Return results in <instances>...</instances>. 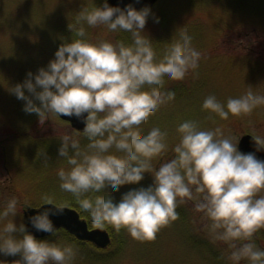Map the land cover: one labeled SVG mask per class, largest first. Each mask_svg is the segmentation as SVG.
Masks as SVG:
<instances>
[{"label":"clouds","instance_id":"obj_1","mask_svg":"<svg viewBox=\"0 0 264 264\" xmlns=\"http://www.w3.org/2000/svg\"><path fill=\"white\" fill-rule=\"evenodd\" d=\"M92 4L81 8L75 23L68 24L77 38L65 40L46 67L36 73L29 71L11 90L26 101L24 110L37 113L40 121L63 114L85 122L82 131L76 129L87 137L85 146L72 135L60 137L59 157L71 165L58 171L60 187L72 193L96 227L124 228L141 241L155 239L162 226L178 219L177 208L185 198L196 200L195 207L211 219L217 239L247 241L239 247L230 244L235 249L232 261L238 264L247 258L251 264H264V249L252 240L264 228V195H256L264 190V160L253 152L240 151L241 137L226 136L222 127L205 129L198 121L187 119L177 127L180 138L172 149L175 157L155 169L152 161L167 151L168 134L158 126L142 133L150 116L175 99L174 90L163 89L165 81L183 80L190 69L199 66L202 53L192 46L187 27H179V37H172L163 57L157 59L153 39L142 34L151 13L149 6L121 8L109 5L108 0L102 6L95 0ZM85 24L127 31L133 39L130 43L93 42L87 39ZM260 105H264V95L249 88L240 96L229 97L226 104L208 95L202 108L210 117L214 113L227 119L230 113L251 114ZM248 133L257 151L264 150V136L254 130ZM145 173L154 178L148 187L131 189L118 202L110 195L122 185L139 184ZM41 199L36 209L42 210L29 220L37 230L56 235L58 228L51 217L63 214L69 202H56L46 194ZM18 205L13 197L0 209V253L20 254L21 259L12 264H72L74 243L37 239L23 221L15 222L21 213ZM0 264L9 262L0 259Z\"/></svg>","mask_w":264,"mask_h":264},{"label":"rangeland","instance_id":"obj_2","mask_svg":"<svg viewBox=\"0 0 264 264\" xmlns=\"http://www.w3.org/2000/svg\"><path fill=\"white\" fill-rule=\"evenodd\" d=\"M95 3L100 6L103 0ZM92 6V0H0V209L16 197L21 211L14 218L17 224H26V204L38 207L45 194L56 202L68 201L70 207L77 205L72 193L60 187L58 171L71 167L66 158L59 157L60 137L72 135L82 147L88 143L87 137L57 116L40 121L37 113L24 110L26 101L11 90L29 71L36 73L46 67L65 40L77 38L68 24L75 23L81 8ZM183 26L193 37L192 46L202 55L198 68L190 69L183 80L165 81L163 89L174 90L175 99L162 105L142 127L143 134L157 126L168 134L167 151L152 161L155 169L175 157L172 149L180 138L177 127L187 119L198 121L205 129L222 127L226 136L240 138L251 130L264 136V105L247 115L230 113L227 119L214 113L210 117L202 108L208 95L225 104L229 97L240 96L249 88L264 95V0H159L151 8L142 33L153 39L157 59L163 57L172 37H179V27ZM85 27L87 39L93 42L130 43L133 39L130 32L110 31L105 25ZM25 92L31 95L27 89ZM111 151L116 152L115 148ZM153 180L151 173H145L139 184L122 185L110 195L118 202L124 193L146 188ZM256 195H264V190ZM196 203L185 198L177 208L185 215L162 226L153 240L141 241L126 231L124 237L114 236L109 246L99 248L78 240L65 228L46 239L74 243L72 264H236L230 259L235 250L230 244L239 247L247 241L217 239L211 219L197 210ZM192 232L196 234L190 238ZM204 240L210 247L203 245ZM252 240L264 249V228ZM0 259L12 264L21 256L0 253ZM238 264L251 261L243 258Z\"/></svg>","mask_w":264,"mask_h":264},{"label":"water","instance_id":"obj_3","mask_svg":"<svg viewBox=\"0 0 264 264\" xmlns=\"http://www.w3.org/2000/svg\"><path fill=\"white\" fill-rule=\"evenodd\" d=\"M157 1L158 0H108V3L111 6L118 5L121 8H125L127 5L131 4L139 10L145 6H149L150 8L153 7ZM102 5L103 3L100 6ZM85 115H87V113H85ZM60 118L68 121L70 125L77 130L82 131L85 127V122L75 116L69 117L62 114ZM238 148L244 153L253 152L258 159L264 160V150L257 151L251 134H244L241 136ZM43 207H50V205H45ZM36 208L37 207H28L24 212L27 231L33 233L36 238L47 237L51 233L37 230L29 220L30 216L34 215L37 211L42 210H38ZM51 219L58 230L65 228L70 233L74 234L78 239L93 242L98 247H106L111 241L110 233L106 228L101 229L98 227H90L87 220L82 218L81 214L73 207H66L63 214L52 216Z\"/></svg>","mask_w":264,"mask_h":264},{"label":"trees","instance_id":"obj_4","mask_svg":"<svg viewBox=\"0 0 264 264\" xmlns=\"http://www.w3.org/2000/svg\"><path fill=\"white\" fill-rule=\"evenodd\" d=\"M76 202V201H75ZM77 203V202H76ZM70 206H72V205H70ZM73 207H75V209H77L78 211H79V213L81 214V216L83 217V218H85L87 221H88V223L90 224V225H93V226H95L93 223H92V221L90 220V218H89V216H88V214L87 213H84V212H82L81 210H80V208H79V205L77 204V205H75V206H73ZM180 213V215H181V217H183L184 215H185V213H183V211H181V212H179ZM109 231H110V233H111V237H113L114 238V236L117 238H121V236L122 237H124V233L127 231L126 229H124V228H122V229H120L119 231H117L114 227H112V226H108V227H106ZM68 234H70V235H72L73 236V234L72 233H70L69 231L67 232ZM194 234H196L195 232H192L191 233V235L189 236L190 238H192V236H194ZM53 234H51V235H49V236H47V237H43V238H37V239H46V238H48V237H51ZM205 240H209V239H205ZM205 240L203 241V245L204 246H209V244H207L206 242H205ZM113 243V242H112ZM210 247V246H209Z\"/></svg>","mask_w":264,"mask_h":264}]
</instances>
